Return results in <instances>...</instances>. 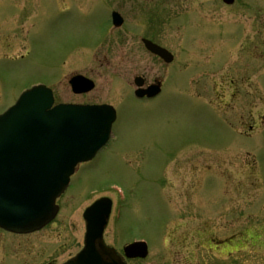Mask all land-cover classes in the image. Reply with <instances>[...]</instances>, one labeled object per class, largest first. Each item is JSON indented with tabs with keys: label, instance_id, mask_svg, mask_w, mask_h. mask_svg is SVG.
Instances as JSON below:
<instances>
[{
	"label": "rangeland",
	"instance_id": "1",
	"mask_svg": "<svg viewBox=\"0 0 264 264\" xmlns=\"http://www.w3.org/2000/svg\"><path fill=\"white\" fill-rule=\"evenodd\" d=\"M172 1L165 14L160 0H0V113L39 84L56 103L117 112L56 219L27 237L0 235V260H69L83 247L85 208L109 197L105 242L122 255L126 242L148 240L147 258L129 264H264V0ZM145 22L159 30L144 39L172 63L143 47ZM77 74L95 89L75 95ZM136 76L162 81V94L137 99Z\"/></svg>",
	"mask_w": 264,
	"mask_h": 264
},
{
	"label": "water",
	"instance_id": "2",
	"mask_svg": "<svg viewBox=\"0 0 264 264\" xmlns=\"http://www.w3.org/2000/svg\"><path fill=\"white\" fill-rule=\"evenodd\" d=\"M231 5L236 0H223ZM119 27L123 18L113 13ZM146 48L167 63L173 55L145 40ZM74 93H87L93 81L81 75L70 80ZM142 87L144 80L135 78ZM159 86L138 89L136 95L154 97ZM51 89L34 86L0 115V227L14 233L44 228L59 212L56 200L66 191L79 163L90 161L111 136L116 111L108 105L59 104L53 107ZM112 200L100 198L83 214L84 247L64 264H126L104 242ZM129 259L146 258L148 247L135 242L124 248Z\"/></svg>",
	"mask_w": 264,
	"mask_h": 264
},
{
	"label": "flooded vegetation",
	"instance_id": "3",
	"mask_svg": "<svg viewBox=\"0 0 264 264\" xmlns=\"http://www.w3.org/2000/svg\"><path fill=\"white\" fill-rule=\"evenodd\" d=\"M162 3H164V7L162 8V11L166 14V13H169V14H171V6L172 7H175L174 5H171V4H174V1H172V0H169V1H166V0H160ZM191 3H194V2H191ZM192 13H194V12H192V7H190V9L188 10V11H185L184 13H181V15H183V16H187V17H189V15H191ZM146 28L149 30V34H147V35H144V33L145 32H148L147 30H146ZM158 28L154 25V24H152V23H149V22H145V30H143L142 31V39H144V37L145 36H148L149 35V37L151 36V37H153V36H156L157 34H158ZM153 39V38H152ZM151 39V41H153L154 43H156L154 40H152ZM143 47H144V45H143ZM146 50V49H145ZM153 57H155V58H157L156 56H154V55H152ZM160 60V59H159ZM146 81V80H145ZM154 82H158V81H154ZM153 82V83H154ZM162 84V83H161ZM163 87H164V83L162 84V92H163ZM34 233H32V234H26V235H22V234H15V233H11V232H8V231H5V230H3V229H1L0 228V235H1V237H4L5 235H9V237L10 238H17V237H27V236H29V235H33ZM235 238H236V236H235ZM234 238V239H235ZM234 242H236V240H234ZM240 249V248H239ZM43 251L42 250H38V253L39 254H41ZM236 252H238V251H236ZM10 254V253H9ZM41 259H42V255H41V257L39 258V260H38V257L36 258V262L38 263V264H41L40 263V261H41ZM43 262V261H42ZM64 262H62V263H60V264H63ZM0 264H22L21 262H18L17 260H15L12 256L11 257H8V258H4L3 260H0Z\"/></svg>",
	"mask_w": 264,
	"mask_h": 264
}]
</instances>
